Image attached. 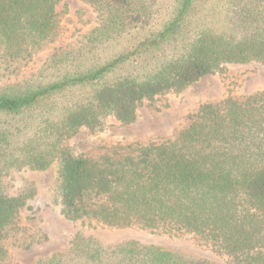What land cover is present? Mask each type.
<instances>
[{
    "label": "trees",
    "instance_id": "obj_1",
    "mask_svg": "<svg viewBox=\"0 0 264 264\" xmlns=\"http://www.w3.org/2000/svg\"><path fill=\"white\" fill-rule=\"evenodd\" d=\"M61 0H0V60H26L53 38ZM97 24L79 52L54 54L22 83L0 86V180L58 162L62 211L110 226L184 230L237 263L264 264V143L249 102L205 103L178 140L131 145L118 156L76 154L63 142L109 117L122 123L169 92L227 65L264 66V0H82ZM217 1V2H216ZM220 15L218 22L209 18ZM74 56V57H70ZM252 113V114H251ZM248 117H250L248 119ZM34 191L8 193L0 181V264ZM90 264H220L181 247L136 238L108 245L80 233ZM22 264V263H18ZM35 264H61L57 256Z\"/></svg>",
    "mask_w": 264,
    "mask_h": 264
},
{
    "label": "rangeland",
    "instance_id": "obj_2",
    "mask_svg": "<svg viewBox=\"0 0 264 264\" xmlns=\"http://www.w3.org/2000/svg\"><path fill=\"white\" fill-rule=\"evenodd\" d=\"M208 1L212 0L204 2ZM171 2L164 0L162 5H156L162 10L159 13L161 19ZM231 7L229 0H223L217 6V13H226ZM57 12L58 24L53 38L32 58L0 60V86L22 83L37 73L46 61L51 63L54 54L64 57L66 53L79 52L85 46L86 36L98 20L93 5L82 0H61ZM218 14L209 20L218 22ZM229 98L249 102L245 105L251 108L253 115L260 120L264 118V66L227 65L221 71L203 76L181 92H169L152 103L145 102L139 107L138 118L132 123H122L112 116L95 130L82 127L78 133L67 138L63 146L76 154L98 157L107 153L118 156L128 151L131 145L178 140L181 132L198 118L203 104L214 103L223 109ZM247 124L248 128L252 126L254 134L243 132L249 130L247 126L242 133L264 143V124L258 128L250 120ZM58 167L57 161L45 170L26 167L12 171L0 180L10 194L34 191L22 211L20 228L5 239L9 257L1 264H35L52 256H57L61 264H90L83 243L76 242L79 233L98 238L105 245L114 240L136 238L143 242L186 248L220 264H242L219 252L213 244L193 232L143 228L138 224L110 226L91 218H67L62 211Z\"/></svg>",
    "mask_w": 264,
    "mask_h": 264
}]
</instances>
